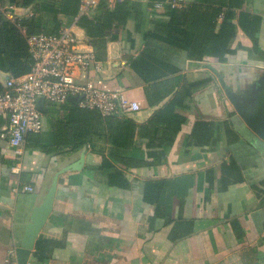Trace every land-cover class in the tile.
<instances>
[{
	"label": "crops",
	"instance_id": "0c3cea01",
	"mask_svg": "<svg viewBox=\"0 0 264 264\" xmlns=\"http://www.w3.org/2000/svg\"><path fill=\"white\" fill-rule=\"evenodd\" d=\"M135 1L142 3L141 28L129 21L131 37L108 41L106 59L100 61L107 83L142 106L137 114L118 117L146 124L185 84L208 83L191 94L185 108L176 109L186 121L168 149L163 148L162 128L152 147L148 138L131 141L122 156L143 161L137 168L127 169L112 159L113 138L103 119L95 121L83 148H57V112L77 106L71 102L59 108L50 105L51 114L47 108L44 129L28 134L21 160L0 137V264L20 246L32 209L41 203L57 171L76 164L83 154L81 170L59 175L53 211L38 238L54 246L40 264H264V140L230 100L235 98L264 120L259 115L264 105V0H246L244 6L262 19L260 52L252 51L253 41L238 27L232 48L240 49L224 61L195 60L156 39L145 42V33L154 32L153 22L167 20L164 14L171 2H180L175 8L184 10L206 0ZM1 11L14 18L32 16L31 8L15 9L7 0ZM76 21L67 24L83 41L81 48L95 51ZM221 22L222 16L218 25ZM146 44L175 68L168 77H175V91L155 105L146 94L148 83L132 68ZM6 125L0 116V135ZM105 159L113 170L102 167ZM116 170L128 185L109 183V174ZM148 183L159 186L148 188Z\"/></svg>",
	"mask_w": 264,
	"mask_h": 264
},
{
	"label": "trees",
	"instance_id": "16d2710c",
	"mask_svg": "<svg viewBox=\"0 0 264 264\" xmlns=\"http://www.w3.org/2000/svg\"><path fill=\"white\" fill-rule=\"evenodd\" d=\"M3 1L0 0V93L5 89L7 77L23 75L31 68L32 58L27 36L41 32L56 34L63 24L77 19V25L86 31L94 47L96 59L104 61L107 42L119 40L124 35L130 38L131 32L126 28L128 22L134 21L139 30L143 21L142 3L135 0H117L113 6L108 0H101L91 16L79 15L82 0H7L15 9H32V16H19L15 20L9 19L1 11ZM245 1L206 0L184 10L169 6L164 14L167 20L154 21V32L145 33V42L147 43L148 38L156 39L173 48L187 51L189 57L195 60L216 57L224 61L227 55H234L240 49L232 48L240 27L253 41L252 51L259 53L258 39L262 19L244 9ZM10 11L17 15L15 10ZM221 16L222 22L218 25ZM132 68L148 83L146 94L151 105L158 104L164 99L163 96L175 91V77L168 78L175 73V68L160 60L156 50H151L149 44L132 62ZM207 83L208 81H199L185 84L182 90L174 94L168 103L142 125L126 116L103 118L96 111L80 109L74 105L62 108L57 112L59 118L55 122L57 148L67 149L68 152L83 148L89 141L95 121L103 119L113 138L110 156L115 163H121L127 169L140 167L144 165L143 161L122 156L130 147L131 141L135 137L148 138V146L152 147L151 141L157 138L159 129L162 128L161 141L165 144L163 148L168 149L186 121L185 117L175 112L176 109L185 108V102L191 94ZM50 111L54 112V109ZM102 167L113 170L112 164L106 159ZM109 183L118 187L128 185L122 172L117 170L109 174ZM155 186L159 185H147L148 188ZM146 198L152 201L150 197ZM53 246L52 241L39 239L34 252L36 261L44 263Z\"/></svg>",
	"mask_w": 264,
	"mask_h": 264
},
{
	"label": "built area",
	"instance_id": "2783aa9c",
	"mask_svg": "<svg viewBox=\"0 0 264 264\" xmlns=\"http://www.w3.org/2000/svg\"><path fill=\"white\" fill-rule=\"evenodd\" d=\"M101 0H82L80 15H93ZM117 0H108L112 6ZM113 3V4H112ZM170 5L179 7L180 2ZM7 17L15 20L12 15ZM77 23V21H76ZM32 58L30 70L20 76H9L0 93V116L7 127L0 137L6 139L18 160L22 159L26 138L40 133L45 126V114L37 108L40 98L44 106L61 107L70 98H79L80 109L98 112L103 117L138 113L141 103L131 100L125 91L110 86L95 52L84 50L83 41L73 26L63 24L56 34L45 32L27 36ZM91 45V43H90ZM92 46V45H91ZM13 171L18 172V168ZM32 192L31 187H25ZM264 237V234H263ZM3 264H18L16 249L9 251ZM27 264H40L29 260Z\"/></svg>",
	"mask_w": 264,
	"mask_h": 264
},
{
	"label": "water",
	"instance_id": "95a60500",
	"mask_svg": "<svg viewBox=\"0 0 264 264\" xmlns=\"http://www.w3.org/2000/svg\"><path fill=\"white\" fill-rule=\"evenodd\" d=\"M79 98H70L69 101L73 104L78 102ZM236 112L241 116L245 123L261 138L264 140V120H260L259 116H254L252 111L247 107L239 103L235 98L230 97ZM37 108L44 114L47 110L44 106L43 98H40L37 102ZM260 116L264 117V105L260 111ZM139 113V112H138ZM137 114V113H134ZM261 117V118H262ZM83 154L79 162L76 164H71L55 174L52 179L51 185L49 186L44 198L41 203L32 209L30 215V221L25 228L24 235L20 242V246L16 250L18 264H27L31 260L32 253L34 251L36 242L40 237V233L43 227L46 225L47 221L50 219L51 213L53 211L54 200L57 192L59 175L70 170H81L84 163Z\"/></svg>",
	"mask_w": 264,
	"mask_h": 264
},
{
	"label": "rangeland",
	"instance_id": "374dc122",
	"mask_svg": "<svg viewBox=\"0 0 264 264\" xmlns=\"http://www.w3.org/2000/svg\"><path fill=\"white\" fill-rule=\"evenodd\" d=\"M50 108H51V107H50V106H48V111L50 110ZM50 113H51V112H50Z\"/></svg>",
	"mask_w": 264,
	"mask_h": 264
}]
</instances>
